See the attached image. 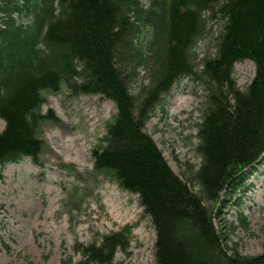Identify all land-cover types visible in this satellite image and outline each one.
Returning a JSON list of instances; mask_svg holds the SVG:
<instances>
[{
	"label": "trees",
	"instance_id": "trees-1",
	"mask_svg": "<svg viewBox=\"0 0 264 264\" xmlns=\"http://www.w3.org/2000/svg\"><path fill=\"white\" fill-rule=\"evenodd\" d=\"M208 15L222 26L215 51L196 64ZM243 59L254 63V75L240 89L233 67ZM135 67L148 75L132 93ZM184 75L200 79L207 93L200 161L183 179L144 127ZM62 84L115 103L105 144L91 151L93 168L137 194L155 230L154 264H264V252L242 254L235 244L228 251L214 223L224 190L264 152V0H151L146 9L138 0H0V166L24 156L37 161L39 124L54 118L40 111L43 91ZM127 246L120 231L77 243L75 264H116Z\"/></svg>",
	"mask_w": 264,
	"mask_h": 264
},
{
	"label": "rangeland",
	"instance_id": "rangeland-1",
	"mask_svg": "<svg viewBox=\"0 0 264 264\" xmlns=\"http://www.w3.org/2000/svg\"><path fill=\"white\" fill-rule=\"evenodd\" d=\"M138 1L142 9L151 2ZM221 26L220 16H206L204 34L194 49L196 64L215 51ZM141 30L149 34L147 27ZM131 70L130 89L137 93L147 83L148 69ZM253 75L250 59L234 64L233 76L240 89L246 88ZM206 93L200 79L182 76L144 127L169 167L183 179L200 161L195 146ZM42 96L41 113L54 118H44L39 124L43 146L37 161L24 156L0 166V264H75L81 257L74 250L77 243H99L104 235L117 231L126 235L128 246L116 252V264H154L155 230L137 194L119 186L111 173L93 168L91 151L105 144L107 124L116 114L115 103L101 94H72L64 84L43 91ZM175 97H188L190 102L178 105ZM3 127L0 118V131ZM110 188L134 211L132 219L119 222L111 218L103 194ZM221 198L214 223L228 237L227 250L235 244L242 254L263 253L264 152Z\"/></svg>",
	"mask_w": 264,
	"mask_h": 264
},
{
	"label": "bare ground",
	"instance_id": "bare-ground-1",
	"mask_svg": "<svg viewBox=\"0 0 264 264\" xmlns=\"http://www.w3.org/2000/svg\"><path fill=\"white\" fill-rule=\"evenodd\" d=\"M176 101L178 102V105L182 104L183 102H190L188 97H184L181 99H179V97H175L174 102ZM172 111L173 110H171V112ZM91 124L93 125L94 123ZM103 194L105 197L104 202L107 205L108 212L113 220L121 222L125 218H133L134 214L132 215L131 213H133L134 211L125 206L123 201L120 200L117 193L112 188L104 191Z\"/></svg>",
	"mask_w": 264,
	"mask_h": 264
}]
</instances>
